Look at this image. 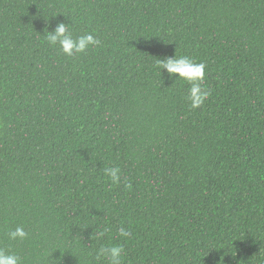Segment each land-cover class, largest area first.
Wrapping results in <instances>:
<instances>
[{
	"label": "trees",
	"instance_id": "1",
	"mask_svg": "<svg viewBox=\"0 0 264 264\" xmlns=\"http://www.w3.org/2000/svg\"><path fill=\"white\" fill-rule=\"evenodd\" d=\"M60 22L101 44L65 56ZM175 54L206 66L199 109L160 69ZM110 243L122 264H264V0H0V248L107 264Z\"/></svg>",
	"mask_w": 264,
	"mask_h": 264
},
{
	"label": "clouds",
	"instance_id": "2",
	"mask_svg": "<svg viewBox=\"0 0 264 264\" xmlns=\"http://www.w3.org/2000/svg\"><path fill=\"white\" fill-rule=\"evenodd\" d=\"M45 39L50 46H59L60 50L65 56L71 57L74 55H81L85 53L89 48L96 47L101 44V41L91 33H85L83 35L74 37L70 31L69 24L60 22L56 25L54 30L49 31L48 27L44 30ZM161 70H166L169 79L175 78L176 80H182L186 82L190 87L188 89L187 100L191 109H199L203 106L205 101L209 98L210 92L202 87L206 77V66L203 63H197L193 59L187 56L168 57L164 60H158ZM104 175L110 179L113 184L121 183V169L119 167H107L104 169ZM131 188L130 184L125 185ZM109 229L105 228L102 231H98L92 234L90 237L93 239L103 238ZM119 235L127 238L131 235L130 230L124 227L119 228ZM11 240H26L29 233L24 230L23 227H16L14 230L8 233ZM124 249L119 244L101 245L97 250V259L104 260L107 264H122ZM220 258L218 264H224V258ZM0 264H21V258L10 252L0 248Z\"/></svg>",
	"mask_w": 264,
	"mask_h": 264
}]
</instances>
